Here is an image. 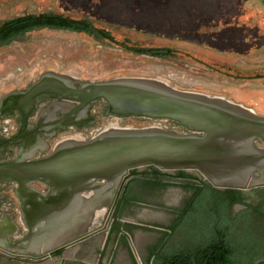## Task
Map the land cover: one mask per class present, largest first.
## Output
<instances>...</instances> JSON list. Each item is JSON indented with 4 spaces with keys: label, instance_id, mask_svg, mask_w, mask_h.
<instances>
[{
    "label": "flooded vegetation",
    "instance_id": "1",
    "mask_svg": "<svg viewBox=\"0 0 264 264\" xmlns=\"http://www.w3.org/2000/svg\"><path fill=\"white\" fill-rule=\"evenodd\" d=\"M236 1L234 10H229L228 14L224 13L223 9L218 13L211 10L209 17L205 19L201 15L195 18L193 13L195 20L193 24L196 25L195 30L208 28L210 31L216 28L211 34L203 35L201 39L204 43L215 45V48L227 47L222 42L230 39L224 38L223 34L226 31H233V34L240 38L237 41L235 37L231 38L234 43L228 47L238 46L235 49L239 51L235 52L236 50L232 49L228 53L245 56L253 49L258 37L264 38V34L259 32V26H255L256 31L252 33L253 30L238 19V15H241L240 8L244 9L249 0ZM258 2L260 10H264V0ZM224 8H231V5L227 4ZM231 15L233 16L229 19ZM92 27L102 30L93 22ZM37 30L42 29L31 32ZM48 30L72 32L63 29ZM31 32L15 37L8 44H0V47L7 46ZM196 33L199 35L197 30ZM93 37L113 42L124 50L154 58L165 59L170 56H153L150 53L152 49H169L171 55L178 53L177 49L167 47L128 46L126 41H114L106 31L105 35ZM184 39L190 42L189 39ZM202 53L206 57H217L213 52ZM229 67L239 68L238 65ZM213 70L219 75L236 80L264 77V75L240 77L225 71ZM40 79L28 89L0 98V264H63V261L115 264L116 256L120 253L129 255L130 264H138L133 257L137 252L147 257L149 254L155 255L146 264H160L161 261H171L173 258L195 260L202 254L227 255L233 264H264V185L253 184L264 182L263 163L253 161V167L239 165L241 167L225 169L214 166L206 170L214 181L220 183L230 180L238 186L236 188L214 186L205 181L198 172L190 173L184 170L167 172L153 166L128 169L108 208L117 174L109 177H81L69 181L66 179L68 182L64 183L65 180L55 176L54 168L47 167L52 160L66 152L98 142L94 140L98 138L97 134H94L98 131L99 122V112L96 108L102 102L103 108L108 110L106 102L101 98L86 100L85 92L88 91H84V83L75 88L64 82L66 79H57L48 74ZM117 116L146 118L134 115ZM153 119L157 122H170V127L181 133L189 132L177 122ZM73 130L79 136L83 135L85 138L90 136L92 140L76 141L79 146L74 144L63 150L61 143L54 145L57 138L63 139L65 138L63 136ZM234 146L248 147L246 142L241 145L236 143ZM254 146L264 151V140L255 141ZM234 150L230 158L236 153L238 155L235 159L238 160L244 158L241 154L250 151ZM249 154L254 152L247 153ZM254 155L259 157L256 152ZM29 159L31 160L28 161ZM254 168L260 169L261 176L250 177L249 182H245L243 178L241 181L236 180L240 175L250 176L255 171ZM56 179L59 182H56ZM89 182L95 183L99 194L90 187L76 192L78 187ZM9 183L16 185L9 187ZM9 191L14 194V198L9 197ZM20 193L24 198H20ZM83 199H91L90 202L95 201L94 199L100 200V210L107 206L103 225L95 234L82 236L75 242L52 248L54 243L52 241L55 238L62 239L70 230L82 229L93 217L74 225L76 223L66 220L73 219L72 213L57 206L63 202H84ZM54 217H57V220H54ZM138 242L141 245H138ZM158 260H161L160 263ZM203 264H207V261L205 260Z\"/></svg>",
    "mask_w": 264,
    "mask_h": 264
},
{
    "label": "rangeland",
    "instance_id": "2",
    "mask_svg": "<svg viewBox=\"0 0 264 264\" xmlns=\"http://www.w3.org/2000/svg\"><path fill=\"white\" fill-rule=\"evenodd\" d=\"M232 1L0 0V21L25 14L53 12L74 19L88 18L96 27L108 32L114 41H126L128 46L167 47L178 50L176 55L172 54L168 58L160 59L124 50L113 42L98 40L84 33L37 30L7 46L0 47V98L28 89L46 74L57 79H66L67 83L75 88L83 83H96L116 78H144L164 82L179 91L222 97L252 109L257 115L264 116V77L236 80L219 75L213 70L248 78L264 75V38L258 37L259 39L254 42L255 48L253 47L247 55H231L228 52L232 49L236 50L235 52L239 51L235 49L238 46L228 47L229 44L234 43L231 38L235 37L236 41L240 38L236 37L233 31H223L224 38L230 40L223 41L222 43L227 47L220 46L219 50L215 45L211 46L201 40L203 35L211 34L216 28L210 31L208 28H196L199 33L197 35L196 25L193 24L195 22L193 13L195 18L201 15L205 19L209 17L211 10L218 13L223 9L224 13H227L229 10H234L237 4H235L236 0ZM258 3V0H249L244 5V9L240 8L241 17L238 15V19L240 22H245L249 29L253 30L252 33L256 31L254 27L259 26V32L264 34V10H260ZM227 4H230L231 8H224ZM233 15L229 16V19ZM184 38L189 39L190 42H186ZM208 51L213 52L217 57H206L202 53ZM229 65H238L239 68L235 69ZM96 110L99 112V122L98 131L94 134L97 135L103 130L114 128L141 129L149 126L182 134L179 130L171 128L170 122H157L153 118L141 119L131 116L120 118L112 115L105 107L103 108L102 102ZM82 136L77 135L73 130L63 136L65 138H57L54 145L65 141L90 140V136L88 138ZM15 185L9 183V187ZM8 195L10 198L15 197L10 191ZM106 211L107 206H103L82 229L70 230L59 241L68 244L77 241L81 235L85 237L95 234L103 225ZM57 217H54V220H57ZM138 243L141 245L140 242ZM84 256L92 258L87 254ZM116 257L115 264H130L129 255L120 253ZM133 257L138 264H146L147 255L137 252Z\"/></svg>",
    "mask_w": 264,
    "mask_h": 264
},
{
    "label": "water",
    "instance_id": "3",
    "mask_svg": "<svg viewBox=\"0 0 264 264\" xmlns=\"http://www.w3.org/2000/svg\"><path fill=\"white\" fill-rule=\"evenodd\" d=\"M40 81L41 79L38 82ZM83 86L88 91L85 92L86 100L103 99L107 104L108 113L112 115L166 119L177 122L189 130L182 134L156 126L141 129L103 130L96 137H101V134L105 132L118 133L128 129L136 134L128 139L96 143L91 150L80 152L78 155H71V153L67 155L66 153L57 160H52L48 166L45 165L54 168L55 176L61 177V180L67 183L70 179L78 180L80 173L94 167L118 164L116 165L115 187L107 204L108 208L128 169L153 166L167 172L174 170L198 172L205 181L214 186L236 188L238 186L230 180L220 183L214 181L202 167V163L223 165V161H213L211 157L222 156L228 149L227 142L240 145L246 142L248 147H233L232 149H249L259 155L253 159L254 154H241L244 158L239 163H233L232 166L251 165L254 163L253 160L264 164V151L254 146L255 141L264 140V116L257 115L252 109L227 101L222 97L179 91L154 79L116 78L87 83ZM151 129H154L157 135L146 136L138 133ZM104 139L106 137H102L99 141ZM91 140L78 142H90ZM228 152L231 153L230 150ZM253 170L255 171L250 176L247 175L246 179L261 176L259 168ZM57 179L55 181L59 182ZM253 184L264 185V182ZM59 240L61 238H55L52 241L54 242L52 248L64 245ZM63 264L81 263L63 261Z\"/></svg>",
    "mask_w": 264,
    "mask_h": 264
},
{
    "label": "trees",
    "instance_id": "4",
    "mask_svg": "<svg viewBox=\"0 0 264 264\" xmlns=\"http://www.w3.org/2000/svg\"><path fill=\"white\" fill-rule=\"evenodd\" d=\"M35 29H63L72 32H84L90 36L105 35V31L96 30L92 27V22L89 19L72 20L63 14L41 13L40 15L29 14L14 17L4 21H0V44H8L17 36H22L27 32ZM151 54L154 56H170L169 49H152ZM154 258V254H149L146 262L150 258ZM233 264V261L227 255H200L195 260H181L173 258L171 261L158 260L160 264Z\"/></svg>",
    "mask_w": 264,
    "mask_h": 264
},
{
    "label": "bare ground",
    "instance_id": "5",
    "mask_svg": "<svg viewBox=\"0 0 264 264\" xmlns=\"http://www.w3.org/2000/svg\"><path fill=\"white\" fill-rule=\"evenodd\" d=\"M64 82H68V81H64ZM84 89H85L84 91H86V87H84ZM138 133H140V135H146V136L157 135L156 134L157 132H155L154 129L146 130V131H142V132H138ZM133 134H136V133L132 132V131H129V129L128 130H124V131H119L118 133L105 132V133L101 134V137L95 138L94 140H98L97 143H99V144H100V142H106V141H108L106 143H109L111 141H115V140H118V139H128V138H130L132 136H135ZM102 137H104V138L106 137V139H104L103 141H99ZM74 144H76V145L78 144L77 146L80 145L76 141H66V142L61 143V148H62V145H63V147L65 149V148L72 147ZM94 144H96V143H92V144H90V145H88L86 147L77 148L75 150H71V151L66 152V153H67V155H69L70 153H71V155L72 154H77L78 155L80 152H83V151H86V150H91V148H93ZM235 144L236 143H234V142H227L228 149L225 151V153L222 156H218V155L215 156L214 155V156L211 157V160H213V161H217V160L223 161V163H224L223 165L217 164V166L224 167L225 169H227V168L234 169V168H238V167H241V166L253 167V165H254L253 163H251V165L232 166L233 163H239L240 162V160L235 159V157H237V155H238V154L236 155V153H234L235 156H233V157L231 156V158H230V155H233L232 152L235 151L234 149H232L233 147H235L234 146ZM66 146H68V147H66ZM228 150H230L231 153H229V152L227 153ZM251 152H254V151L251 150V151H248L247 153H251ZM66 153H64V154H66ZM247 153H246V155H247ZM64 154H62L61 156H63ZM254 154H255V152H254ZM61 156H58V157L60 158ZM253 156H255V155H253ZM58 157L55 158V160H57ZM202 164H203L202 167H204V169H206V170H208V169H210V168H212L214 166L216 167V165H210V164H206V163H202ZM116 165H118V164H111V165H105V166H100V167L99 166L98 167H94V168L89 169V170H87V171H85L83 173H80L79 174V179L81 177H88V178H92V177H94V178H97V177H109V176H111L113 174H116V172H117ZM121 166H122V164H121ZM242 178L245 180V182L251 181V180H249L250 177L248 179H246L247 176L243 177V175L242 176L241 175L237 176L236 180L241 181ZM86 187L94 188V190L99 194V191H97L95 183L93 184L91 182H89L88 184H85L84 186L78 187L77 188L78 190H76V192H78L82 188H86ZM20 198H24V197H22L21 193H20ZM94 200L95 201L90 202L91 199L90 200L89 199H87V200L83 199L84 202H77V203L63 202L62 205H58L57 208H60L62 210L66 209V210L70 211V213H72V218L73 219H66V220H70L72 223H76L74 225H78L82 221H85L87 218H89L90 215L92 217V216L96 215L100 211V209H99L100 200H97V199H94ZM77 218H78V220H77ZM63 220H65V219H63Z\"/></svg>",
    "mask_w": 264,
    "mask_h": 264
}]
</instances>
